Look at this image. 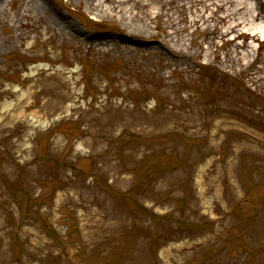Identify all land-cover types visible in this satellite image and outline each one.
Returning a JSON list of instances; mask_svg holds the SVG:
<instances>
[{"label": "rangeland", "instance_id": "374dc122", "mask_svg": "<svg viewBox=\"0 0 264 264\" xmlns=\"http://www.w3.org/2000/svg\"><path fill=\"white\" fill-rule=\"evenodd\" d=\"M0 264H264V0H0Z\"/></svg>", "mask_w": 264, "mask_h": 264}, {"label": "bare ground", "instance_id": "6f19581e", "mask_svg": "<svg viewBox=\"0 0 264 264\" xmlns=\"http://www.w3.org/2000/svg\"><path fill=\"white\" fill-rule=\"evenodd\" d=\"M37 2H38V1H37ZM34 4H35V2H32V5H34ZM99 5H100V4H98L97 7H98ZM58 18H59L60 21H63V20H64V17H63L62 15H59ZM69 26H71V25L69 24ZM76 33H79V32H76ZM91 43H92V42H91ZM94 43H96V45H101V44H102V43L99 42V40H95ZM107 43H108V42H107ZM22 102H25V101H21V103H22ZM26 107H27V108H31V107H32V103L29 104V105H27Z\"/></svg>", "mask_w": 264, "mask_h": 264}, {"label": "trees", "instance_id": "16d2710c", "mask_svg": "<svg viewBox=\"0 0 264 264\" xmlns=\"http://www.w3.org/2000/svg\"><path fill=\"white\" fill-rule=\"evenodd\" d=\"M140 207L143 208L141 205H140ZM143 210H144V208H143Z\"/></svg>", "mask_w": 264, "mask_h": 264}]
</instances>
